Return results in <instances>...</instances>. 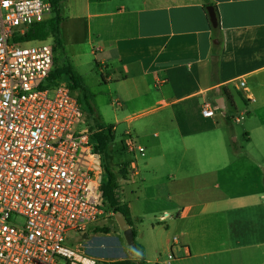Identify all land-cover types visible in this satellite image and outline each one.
<instances>
[{
    "label": "crops",
    "instance_id": "1",
    "mask_svg": "<svg viewBox=\"0 0 264 264\" xmlns=\"http://www.w3.org/2000/svg\"><path fill=\"white\" fill-rule=\"evenodd\" d=\"M61 12L70 61L99 70L103 123L109 96L115 132L145 148L118 195L147 264H264V0H65ZM205 103L222 112L205 118ZM146 215L172 237L152 260L137 230Z\"/></svg>",
    "mask_w": 264,
    "mask_h": 264
},
{
    "label": "built area",
    "instance_id": "2",
    "mask_svg": "<svg viewBox=\"0 0 264 264\" xmlns=\"http://www.w3.org/2000/svg\"><path fill=\"white\" fill-rule=\"evenodd\" d=\"M51 12L48 0H0V264H97L69 234L85 240L88 225L115 218L103 206L102 154L78 129L82 107L68 81L50 80L53 46L15 40ZM219 109L205 103L202 114ZM125 147L145 153L132 137Z\"/></svg>",
    "mask_w": 264,
    "mask_h": 264
},
{
    "label": "rangeland",
    "instance_id": "3",
    "mask_svg": "<svg viewBox=\"0 0 264 264\" xmlns=\"http://www.w3.org/2000/svg\"><path fill=\"white\" fill-rule=\"evenodd\" d=\"M45 42L51 44L54 48L56 67L63 68L64 66L69 64L73 65V67H75L74 70L78 74H81L83 76L85 83L88 85L90 90L92 89L91 92L94 93V91L97 89V84L101 82L100 73L96 65L93 64L89 66L85 64L83 66H80L78 62L70 61L72 59L67 56L66 51H64L63 45L58 46L53 38H49ZM37 43L40 42H30V44ZM73 93L78 95V92L75 90ZM99 101H101L100 103L103 104L101 114L103 116L104 122L111 125L114 124L115 118L113 113L116 107L112 104L113 100L109 96H102ZM218 111L222 112L220 109ZM228 111L230 115L238 114V112L232 109L230 106L228 107ZM96 112L98 113V111ZM88 128V124L84 122H81V124L78 126V129L80 131L87 130ZM126 131L127 127L125 125L120 126L116 133L115 141L108 147L105 153L102 154L105 167L114 170V172L116 173H119V168L123 165L128 164V167H130V164L134 162L137 166V163L138 165H140L144 161V158H142L141 155L130 152L125 148L126 140L129 139V137H132L133 140L138 143V145L139 143H141V140L135 134H129L125 136L124 133ZM244 138L245 137L241 135L240 144L245 141ZM129 171L132 172V169H129ZM131 174L133 175L134 173L129 172L128 181H130ZM126 181L120 180V187H125L126 185H128L129 182ZM127 194H130L129 191L127 192ZM117 196L119 198L120 195ZM146 207V203L144 201H140L135 209L143 211L142 209ZM153 218L154 215H146L142 218V221H144L143 224L141 226L139 225V222L137 224V230L140 229L139 235L141 234L142 240L148 246V258L151 260L154 258L156 251H161L160 245L162 243L164 244V242H166L168 238L172 239V237L170 238V236L167 235L165 229H161L158 227H155V229H153V225L156 223ZM17 221L21 220L17 219ZM105 228H108L110 230L109 234H106V232L104 231ZM87 233L89 238L86 241L82 239L83 235H80L78 233H70L69 235L74 237L76 236L79 242L84 243L86 251L89 254L97 257V264H108L109 262L132 260L129 251V245L124 236V232L120 229V226L113 216L108 214L105 217H101L97 222L88 225Z\"/></svg>",
    "mask_w": 264,
    "mask_h": 264
},
{
    "label": "trees",
    "instance_id": "4",
    "mask_svg": "<svg viewBox=\"0 0 264 264\" xmlns=\"http://www.w3.org/2000/svg\"><path fill=\"white\" fill-rule=\"evenodd\" d=\"M52 6V12L49 18L42 22L35 23L29 27L28 31L23 37L16 38L15 40L20 42H34V41H46L49 38H53L58 46H61V24L63 22L61 4L65 0H48ZM207 8V12L209 10ZM209 16V12L207 13ZM209 22H210V17ZM212 30V52L213 55L218 56L221 48V26L213 27L210 22ZM69 80L71 91H77L78 95L74 94L84 112L83 122L88 124V130L92 133V143L95 151L104 154L108 147L115 141L116 132L114 125L104 124L101 116L96 112L92 102V92L88 85L85 83L83 77L78 74L74 68L69 64L63 68L55 67L50 75L51 81H57L60 79ZM64 79V80H65ZM87 119V120H86ZM87 121V122H86ZM128 164L119 168V173L114 170L105 167V180L103 184V206L109 213L116 214L121 212L126 218L127 223L133 229L134 241L132 245H129V251L133 255L136 261L124 260L109 262L108 264H147L145 248L139 244L136 240V230L134 229V223L130 219L129 206L127 204H118L116 202V190L120 188V180H128L129 169ZM106 234L110 233L108 228H105Z\"/></svg>",
    "mask_w": 264,
    "mask_h": 264
},
{
    "label": "water",
    "instance_id": "5",
    "mask_svg": "<svg viewBox=\"0 0 264 264\" xmlns=\"http://www.w3.org/2000/svg\"><path fill=\"white\" fill-rule=\"evenodd\" d=\"M208 12H209L210 22H211L212 26L215 28L218 27L219 21H218V17H217V14H216L214 8H212V7L209 8ZM219 108H221V107L219 106ZM114 216H115V219H116L118 225L120 226V229L124 232V236L126 238L128 245H132L133 241H134L133 229L129 226L126 218L123 216V214L121 212H117ZM88 238H89L88 235L84 236L85 240H87Z\"/></svg>",
    "mask_w": 264,
    "mask_h": 264
}]
</instances>
